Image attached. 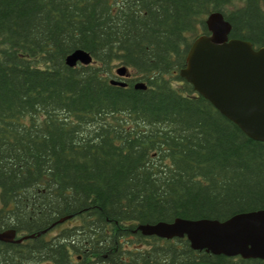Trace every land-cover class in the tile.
<instances>
[{"label": "trees", "instance_id": "obj_1", "mask_svg": "<svg viewBox=\"0 0 264 264\" xmlns=\"http://www.w3.org/2000/svg\"><path fill=\"white\" fill-rule=\"evenodd\" d=\"M214 12L264 46V0H0V264H264L138 229L264 209V141L180 75Z\"/></svg>", "mask_w": 264, "mask_h": 264}, {"label": "water", "instance_id": "obj_2", "mask_svg": "<svg viewBox=\"0 0 264 264\" xmlns=\"http://www.w3.org/2000/svg\"><path fill=\"white\" fill-rule=\"evenodd\" d=\"M206 23L209 34L193 41L180 75L249 136L264 141V46L255 48L251 41L230 38L232 25L222 12L209 15ZM92 60L83 50L67 57L70 66ZM117 75L127 76V67H119ZM111 82L126 85L115 78ZM135 87L145 89L147 85L137 81ZM138 229L165 239L186 237L196 250L264 259V209L241 212L225 220L178 217L140 224ZM17 235L15 230L0 232V240L20 242L35 236Z\"/></svg>", "mask_w": 264, "mask_h": 264}, {"label": "rangeland", "instance_id": "obj_3", "mask_svg": "<svg viewBox=\"0 0 264 264\" xmlns=\"http://www.w3.org/2000/svg\"><path fill=\"white\" fill-rule=\"evenodd\" d=\"M120 67V66H119ZM130 73H132L133 74V72H131V71H128V74L129 75H131ZM35 264H47L46 262H41V263H35Z\"/></svg>", "mask_w": 264, "mask_h": 264}, {"label": "flooded vegetation", "instance_id": "obj_4", "mask_svg": "<svg viewBox=\"0 0 264 264\" xmlns=\"http://www.w3.org/2000/svg\"><path fill=\"white\" fill-rule=\"evenodd\" d=\"M129 76V75H128ZM123 78H128V77H123Z\"/></svg>", "mask_w": 264, "mask_h": 264}]
</instances>
